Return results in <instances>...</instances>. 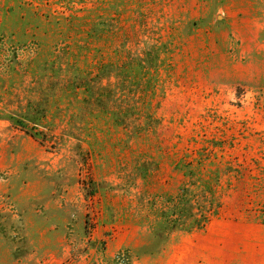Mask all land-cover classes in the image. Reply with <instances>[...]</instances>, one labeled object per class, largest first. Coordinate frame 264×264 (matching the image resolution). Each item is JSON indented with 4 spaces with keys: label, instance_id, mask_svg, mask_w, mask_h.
<instances>
[{
    "label": "rangeland",
    "instance_id": "rangeland-1",
    "mask_svg": "<svg viewBox=\"0 0 264 264\" xmlns=\"http://www.w3.org/2000/svg\"><path fill=\"white\" fill-rule=\"evenodd\" d=\"M0 264H264V0H0Z\"/></svg>",
    "mask_w": 264,
    "mask_h": 264
},
{
    "label": "trees",
    "instance_id": "trees-1",
    "mask_svg": "<svg viewBox=\"0 0 264 264\" xmlns=\"http://www.w3.org/2000/svg\"><path fill=\"white\" fill-rule=\"evenodd\" d=\"M151 50L152 51L151 52L149 51L145 56H142V57L138 56L136 58H133L131 61H127L126 63H124L121 66L122 69H124V68L125 69L133 68V71H134V70H137V69L139 70V69L145 68V66L147 64L156 66L157 62L159 60V54H158L159 48L157 46H154V47H152ZM130 65H133V67L130 66ZM110 112H111V114L114 115L115 118L118 116L116 111H112L111 110ZM118 122H121V121H118ZM188 190H189L188 188H183L182 189V192H183L182 196H181L182 200H184L185 197L187 198V200H189L188 199V194H187ZM208 203H210L209 205H212L211 202H208ZM198 212H200V213L197 214V215H192L191 217L186 218V220H185V221H187V220L189 221V222L188 221L187 222H188V226H191V227H188V230H190V231L193 230V229H202L204 227V225L209 220V216H207V214H206V212H205V210H204V208L202 206L198 208ZM176 218H178V219H174V223H175L174 228H178L179 227L177 224L180 221V216H178ZM156 235L159 236V237L163 236L162 228L160 230H156ZM165 239H166V237H165Z\"/></svg>",
    "mask_w": 264,
    "mask_h": 264
}]
</instances>
